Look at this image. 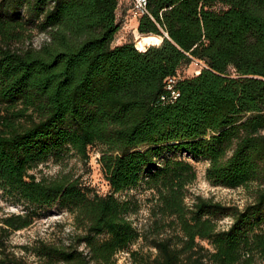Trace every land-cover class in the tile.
I'll list each match as a JSON object with an SVG mask.
<instances>
[{
    "label": "trees",
    "instance_id": "obj_1",
    "mask_svg": "<svg viewBox=\"0 0 264 264\" xmlns=\"http://www.w3.org/2000/svg\"><path fill=\"white\" fill-rule=\"evenodd\" d=\"M148 7L137 33L163 40L140 50L112 45L129 0H0V197L23 206L2 218L0 264H28L9 236L53 207L74 231L26 246L35 264H118L122 252L136 264H264V0ZM195 59L201 71L181 78ZM93 148L107 194L39 169L88 162ZM187 159L207 161L214 186L254 185L253 200L194 193ZM140 184L152 191L143 228L139 200L116 196ZM140 240L146 252L132 248Z\"/></svg>",
    "mask_w": 264,
    "mask_h": 264
},
{
    "label": "rangeland",
    "instance_id": "obj_2",
    "mask_svg": "<svg viewBox=\"0 0 264 264\" xmlns=\"http://www.w3.org/2000/svg\"><path fill=\"white\" fill-rule=\"evenodd\" d=\"M138 20L139 18H135L130 11H119L118 21L120 23V29L116 33L112 45L116 46L129 41H133L137 45L138 40L141 39V36L137 33ZM34 34L33 44L34 46H39L43 42L45 35L37 32ZM161 40V37L156 39L152 45L160 44ZM137 46L139 47V43ZM202 67L203 63L195 59L191 63L184 64L180 68V77H192L198 74ZM99 156V151L93 148L90 151V159L88 162L81 160L78 156H72L60 163L49 161L46 164L40 165L39 169H42L43 173L50 176L69 172L75 177L79 176L86 185L94 188L99 194L104 195L109 193L111 188L102 173L101 166L98 162ZM187 160L192 162L197 170V180L192 187L194 193L201 194L204 197H212L226 204L239 205L240 207H243L253 200L254 185L238 188L214 186L206 178L207 161ZM116 196L122 199L133 197L138 199L140 209L136 214L132 215V219L136 226L140 228L149 224V208L152 204V202H150L152 198L151 190L147 189L143 184H140L136 188L117 193ZM22 209L23 206L9 204L0 197V227L4 216L14 212L18 213ZM73 221V216L67 211L53 207L47 210V215L37 219L30 227L12 232L9 236V243L19 255L25 257L28 264H35V257L29 252H26L25 247L30 246L31 243L39 238L55 241L68 240L67 238H69V235L74 231ZM230 222L229 218H225L220 221V224L227 225ZM132 248L135 250L140 249L141 252L147 251V247H144L141 240L134 244ZM118 259V264H136L127 252L120 253Z\"/></svg>",
    "mask_w": 264,
    "mask_h": 264
},
{
    "label": "built area",
    "instance_id": "obj_3",
    "mask_svg": "<svg viewBox=\"0 0 264 264\" xmlns=\"http://www.w3.org/2000/svg\"><path fill=\"white\" fill-rule=\"evenodd\" d=\"M123 0H119V3H122ZM131 2L130 12L135 18H139L144 15H150L148 0H129ZM176 78L169 79V87H172V84L175 83Z\"/></svg>",
    "mask_w": 264,
    "mask_h": 264
},
{
    "label": "bare ground",
    "instance_id": "obj_4",
    "mask_svg": "<svg viewBox=\"0 0 264 264\" xmlns=\"http://www.w3.org/2000/svg\"><path fill=\"white\" fill-rule=\"evenodd\" d=\"M136 35H137V33H136ZM142 37V36H141ZM158 38H160V37H158V36H156V35H153V36H151L150 38H148V39H141V40H138V42H137V45H138V43H139V49L141 50H145V48L147 47V46H149V45H152L153 43H154V41L156 40V39H158ZM163 40V39H162Z\"/></svg>",
    "mask_w": 264,
    "mask_h": 264
}]
</instances>
